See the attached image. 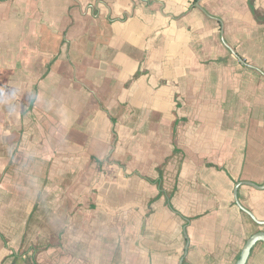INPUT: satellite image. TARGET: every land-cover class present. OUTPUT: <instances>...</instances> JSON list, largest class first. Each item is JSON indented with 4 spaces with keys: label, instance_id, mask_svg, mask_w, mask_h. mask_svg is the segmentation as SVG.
<instances>
[{
    "label": "crops",
    "instance_id": "1",
    "mask_svg": "<svg viewBox=\"0 0 264 264\" xmlns=\"http://www.w3.org/2000/svg\"><path fill=\"white\" fill-rule=\"evenodd\" d=\"M238 203L264 223V0H0V264H235Z\"/></svg>",
    "mask_w": 264,
    "mask_h": 264
},
{
    "label": "water",
    "instance_id": "2",
    "mask_svg": "<svg viewBox=\"0 0 264 264\" xmlns=\"http://www.w3.org/2000/svg\"><path fill=\"white\" fill-rule=\"evenodd\" d=\"M235 196H236V191H235ZM238 206L239 208L242 210V211H245V209H243L240 204L238 203ZM245 213L252 218V220L259 224V225H264V223H261V222H258L256 221L249 212L245 211ZM263 243L264 244V232H258L254 235H252L245 243L241 253H240V256L238 258V260L236 261L235 264H245L249 255H250V252L252 250V248L255 246V244L257 243Z\"/></svg>",
    "mask_w": 264,
    "mask_h": 264
}]
</instances>
